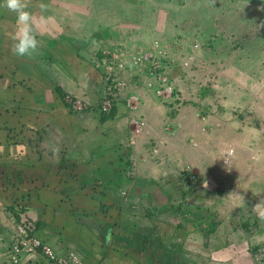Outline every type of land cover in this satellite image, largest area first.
Returning a JSON list of instances; mask_svg holds the SVG:
<instances>
[{
  "label": "crops",
  "instance_id": "0c3cea01",
  "mask_svg": "<svg viewBox=\"0 0 264 264\" xmlns=\"http://www.w3.org/2000/svg\"><path fill=\"white\" fill-rule=\"evenodd\" d=\"M26 3L40 40L30 57L14 54L16 14L0 7V264H9L13 219L82 264H255L264 246V12L231 31L207 17L183 25L171 14L179 0ZM156 40L174 49L164 64L175 96L159 98L154 77L133 75L104 119V50L147 51ZM189 59L195 66L184 68ZM66 95L89 110L73 113ZM138 120L146 128L137 136ZM228 148L235 158L221 177ZM20 264L50 263L34 253Z\"/></svg>",
  "mask_w": 264,
  "mask_h": 264
},
{
  "label": "built area",
  "instance_id": "2783aa9c",
  "mask_svg": "<svg viewBox=\"0 0 264 264\" xmlns=\"http://www.w3.org/2000/svg\"><path fill=\"white\" fill-rule=\"evenodd\" d=\"M195 44V48H199ZM174 49L164 48L156 41L149 51L130 50L124 47H117L112 50L104 51L102 66L104 68V95L99 104V110L102 114H109L119 96L128 90L130 78L135 75L141 77L148 75L154 77L159 87L156 94L159 98L167 99L175 96V86L171 80L172 67L164 60ZM193 59L185 61V68L191 69L195 64ZM152 87V84L149 83ZM138 97L129 95L126 97V106L129 109L138 108ZM65 101L73 113H83L89 110V106L81 99L72 96H66ZM146 128L144 120H138L135 123V135H142ZM235 158L234 149L228 148L222 155L223 177L229 175L232 170V164ZM193 170L191 166L187 171ZM124 195H126L123 192ZM14 233L9 249V264H20L23 254L39 253L48 260L50 264H82L74 255H58L49 245L43 243L40 239L33 236L31 225L25 220L13 219ZM255 264H264V246L253 252Z\"/></svg>",
  "mask_w": 264,
  "mask_h": 264
},
{
  "label": "rangeland",
  "instance_id": "374dc122",
  "mask_svg": "<svg viewBox=\"0 0 264 264\" xmlns=\"http://www.w3.org/2000/svg\"><path fill=\"white\" fill-rule=\"evenodd\" d=\"M179 4L178 10L172 9L171 14L173 17H180L183 25L188 20V16H191L197 23L200 19L207 17L212 18L219 28L231 31L234 27V31L249 28L250 17L256 20L259 18L257 14L261 15L264 12V0H186L184 4H181L179 0ZM237 13H241L242 16Z\"/></svg>",
  "mask_w": 264,
  "mask_h": 264
},
{
  "label": "clouds",
  "instance_id": "9594fccd",
  "mask_svg": "<svg viewBox=\"0 0 264 264\" xmlns=\"http://www.w3.org/2000/svg\"><path fill=\"white\" fill-rule=\"evenodd\" d=\"M0 7L6 8L8 11L14 12L16 14L17 31L15 34L14 45H13L14 54L19 57H30L31 55H33V53H35L38 50L40 45V40L38 39L37 34L34 30L33 27L34 16L30 11L27 10L28 5L26 3V0H0ZM154 42L151 43L152 47ZM152 47H149L147 51H149ZM164 48H168V47H164ZM105 50L107 51V49ZM139 51L145 52L144 50H139ZM103 58H104V54L103 57L101 56V60H100V66L104 70L102 66ZM66 96L64 98H66Z\"/></svg>",
  "mask_w": 264,
  "mask_h": 264
},
{
  "label": "trees",
  "instance_id": "16d2710c",
  "mask_svg": "<svg viewBox=\"0 0 264 264\" xmlns=\"http://www.w3.org/2000/svg\"><path fill=\"white\" fill-rule=\"evenodd\" d=\"M114 113L111 111L109 114H103V118H109V117H113Z\"/></svg>",
  "mask_w": 264,
  "mask_h": 264
}]
</instances>
